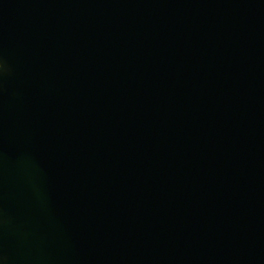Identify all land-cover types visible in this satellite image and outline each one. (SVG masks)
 <instances>
[{
  "label": "water",
  "instance_id": "95a60500",
  "mask_svg": "<svg viewBox=\"0 0 264 264\" xmlns=\"http://www.w3.org/2000/svg\"><path fill=\"white\" fill-rule=\"evenodd\" d=\"M0 264H264V0H0Z\"/></svg>",
  "mask_w": 264,
  "mask_h": 264
},
{
  "label": "clouds",
  "instance_id": "9594fccd",
  "mask_svg": "<svg viewBox=\"0 0 264 264\" xmlns=\"http://www.w3.org/2000/svg\"><path fill=\"white\" fill-rule=\"evenodd\" d=\"M0 67H2V65H0Z\"/></svg>",
  "mask_w": 264,
  "mask_h": 264
}]
</instances>
